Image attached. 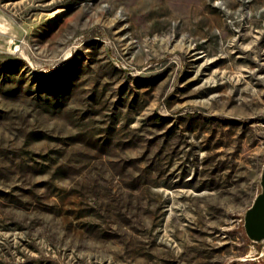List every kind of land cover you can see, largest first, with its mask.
<instances>
[{
  "label": "rangeland",
  "instance_id": "374dc122",
  "mask_svg": "<svg viewBox=\"0 0 264 264\" xmlns=\"http://www.w3.org/2000/svg\"><path fill=\"white\" fill-rule=\"evenodd\" d=\"M264 0H0V264H264Z\"/></svg>",
  "mask_w": 264,
  "mask_h": 264
},
{
  "label": "water",
  "instance_id": "95a60500",
  "mask_svg": "<svg viewBox=\"0 0 264 264\" xmlns=\"http://www.w3.org/2000/svg\"><path fill=\"white\" fill-rule=\"evenodd\" d=\"M262 190L245 214V229L255 243L264 242V168L261 177Z\"/></svg>",
  "mask_w": 264,
  "mask_h": 264
}]
</instances>
